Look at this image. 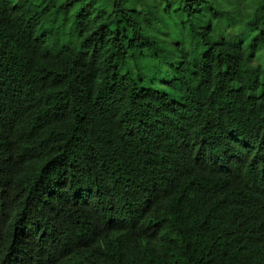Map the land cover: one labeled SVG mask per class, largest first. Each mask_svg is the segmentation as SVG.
<instances>
[{
	"label": "trees",
	"instance_id": "1",
	"mask_svg": "<svg viewBox=\"0 0 264 264\" xmlns=\"http://www.w3.org/2000/svg\"><path fill=\"white\" fill-rule=\"evenodd\" d=\"M160 1L0 0V264H264V0Z\"/></svg>",
	"mask_w": 264,
	"mask_h": 264
},
{
	"label": "rangeland",
	"instance_id": "2",
	"mask_svg": "<svg viewBox=\"0 0 264 264\" xmlns=\"http://www.w3.org/2000/svg\"><path fill=\"white\" fill-rule=\"evenodd\" d=\"M156 2L161 3V5H163L162 1H160V0H156ZM72 13H74V15H75V11H72ZM74 15L72 17H74ZM156 25H162V23H160V21H158V22H156ZM166 30L170 31V29L168 27H166ZM232 31H235V32L240 31V27H237V28L233 27ZM171 34H172V37L174 38V40L181 39V35L178 34V32H172ZM187 42H188V40H187ZM247 62L249 65H254V66H258L259 64L264 63V50L261 51L260 53H258L257 55L248 58ZM132 64H133L132 59H131V57H129V58H127L123 67L124 68H133ZM164 76L166 77V79H168L171 76L170 69L167 67L165 68ZM157 83H158V86L162 87V84H160V82H157Z\"/></svg>",
	"mask_w": 264,
	"mask_h": 264
}]
</instances>
